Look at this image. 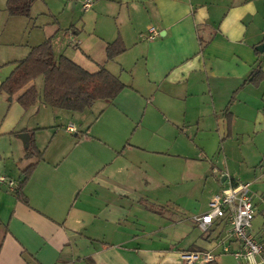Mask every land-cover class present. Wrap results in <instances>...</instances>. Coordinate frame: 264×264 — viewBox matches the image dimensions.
I'll return each mask as SVG.
<instances>
[{
  "label": "crops",
  "instance_id": "obj_1",
  "mask_svg": "<svg viewBox=\"0 0 264 264\" xmlns=\"http://www.w3.org/2000/svg\"><path fill=\"white\" fill-rule=\"evenodd\" d=\"M88 1L92 35L66 31L74 48L85 44L81 58L56 56L104 67L125 88L82 113L44 104L42 81L0 93V175L13 182L0 184V264H184L182 251L213 249L227 264L215 239L228 227L202 233L193 218L221 189L248 182L252 233L264 240V78L241 86L257 65L264 73V0ZM100 18L115 20L106 28ZM118 37L125 51L107 60ZM32 85L39 101L24 110L17 98ZM42 105L52 115L34 121ZM32 131L40 159L19 138ZM30 165L24 202L15 192Z\"/></svg>",
  "mask_w": 264,
  "mask_h": 264
},
{
  "label": "trees",
  "instance_id": "obj_2",
  "mask_svg": "<svg viewBox=\"0 0 264 264\" xmlns=\"http://www.w3.org/2000/svg\"><path fill=\"white\" fill-rule=\"evenodd\" d=\"M32 1L6 0L7 15L9 17L29 16ZM124 51L125 45L118 37L107 44L106 59L113 60ZM38 78L42 81L40 100L47 106L72 113H82L99 100L111 102L125 88V85L104 67L96 72H89L65 56H56L50 40L46 39L41 44L30 48L26 57L15 63L13 70L1 82L0 93L5 92L11 96ZM263 78L264 73L257 65L249 72L241 86L247 83L256 85ZM39 97L38 89L32 85L19 95L17 101L24 110H28L37 105ZM225 115L229 117L228 106ZM25 156L42 158V152L35 145L33 131L29 146L25 149ZM32 170L33 165H30L23 171L24 178L15 192L17 198L24 202H27V199L22 190ZM206 264L217 263L214 261Z\"/></svg>",
  "mask_w": 264,
  "mask_h": 264
},
{
  "label": "rangeland",
  "instance_id": "obj_3",
  "mask_svg": "<svg viewBox=\"0 0 264 264\" xmlns=\"http://www.w3.org/2000/svg\"><path fill=\"white\" fill-rule=\"evenodd\" d=\"M84 1L87 0H34L32 1L29 16L9 17L4 10H0V73L7 76L15 66L11 62L13 59L24 57L31 47L41 44L46 39L50 40L55 55L61 52L69 58L79 60L82 55L81 48L85 49V44L83 43L84 45H81V48H74L73 43L66 38V31H72L73 27L74 29L77 28L79 30L77 36L80 42L84 38L90 37L92 32H94L95 19L92 15L95 8L84 9ZM90 1L93 5V1L98 0ZM99 20L101 26L108 28L115 19L111 18L108 22H105L104 18ZM53 24L58 27L52 28ZM40 79L36 80L37 84L41 83ZM51 115V109L42 105L40 111L36 112L32 119L36 121L37 118L41 117L42 120H47ZM27 118L30 117L27 115ZM54 118H57L56 121L64 125L66 124L65 121L69 120V117L65 116V114L64 116L57 114ZM197 186L201 188L202 181L197 183ZM250 189L254 194L255 190L253 187ZM255 195L257 202L258 196L256 193ZM253 202L256 206L254 198ZM257 208L259 209V204ZM253 232L255 233V228H253ZM225 257L223 258L226 259L227 264H242L231 256ZM256 264L264 263L257 260Z\"/></svg>",
  "mask_w": 264,
  "mask_h": 264
},
{
  "label": "built area",
  "instance_id": "obj_4",
  "mask_svg": "<svg viewBox=\"0 0 264 264\" xmlns=\"http://www.w3.org/2000/svg\"><path fill=\"white\" fill-rule=\"evenodd\" d=\"M83 8H90L88 0L83 3ZM148 32L155 33L153 28H149ZM148 39H152V35ZM1 183L13 186L11 180L0 175ZM254 217L255 204L250 183L236 181L214 194L209 199L208 210L193 219L202 233H209L216 222L228 227L223 235L215 239V247L220 248V254L231 255L242 264H256L257 258L264 256V240H258L252 235ZM180 258L184 264H206L214 262L217 254L214 249L182 251Z\"/></svg>",
  "mask_w": 264,
  "mask_h": 264
},
{
  "label": "water",
  "instance_id": "obj_5",
  "mask_svg": "<svg viewBox=\"0 0 264 264\" xmlns=\"http://www.w3.org/2000/svg\"><path fill=\"white\" fill-rule=\"evenodd\" d=\"M256 49L259 51V52H263L264 51V43H261L260 45H258L256 47ZM19 138L21 139V141L23 142V145H24V148H27L29 146V134L28 133H21L19 135Z\"/></svg>",
  "mask_w": 264,
  "mask_h": 264
}]
</instances>
